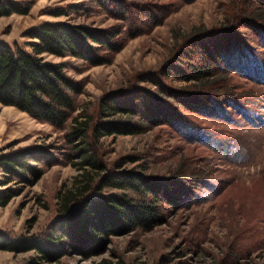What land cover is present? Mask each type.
<instances>
[{
	"label": "rangeland",
	"instance_id": "obj_1",
	"mask_svg": "<svg viewBox=\"0 0 264 264\" xmlns=\"http://www.w3.org/2000/svg\"><path fill=\"white\" fill-rule=\"evenodd\" d=\"M18 1L28 6L25 13L0 15V40L8 43L27 39L24 31L42 20L91 26L121 21L111 14L112 5L102 9L92 0ZM122 1L126 6L125 26L131 24L140 32L125 38L109 62L90 65L72 56L63 57L69 61L67 73L83 83L77 95L80 106L95 105L106 91L137 87L140 92L150 91L153 83L141 80L139 74L158 72L181 40L197 27H215L239 14H264V0ZM152 15L160 20L158 24H153ZM240 33L253 39L249 30ZM250 51L261 65L257 61L253 66L249 63L253 59H242V67L238 57L234 62H240L242 72L228 73L232 91L245 99V106H241L244 114L227 106L224 114L231 118L228 121L184 106L176 109L186 126L199 124L200 130L209 132L208 141L202 137L192 140L194 134L187 136L185 129L176 128L179 122L101 138L100 157L106 163L125 155L138 157L136 162L145 166V172L168 177L165 182L173 188H168L171 203H164L166 213L161 223L146 230L108 235L102 252L91 259L103 255L134 264H264V52L256 48ZM250 70L254 76L248 74ZM161 79L174 87L188 85L175 77ZM212 137L222 139L225 148H212L208 143ZM25 146L42 149L43 162L37 164L42 171L35 179L27 174L26 179L13 176L0 184V189L13 193L0 206V232L12 238L42 232L54 214V190L75 172L65 154L69 146L61 130L0 103V154ZM2 177L0 169V182ZM31 253L0 248V264H22ZM61 259L73 264L79 260L65 255Z\"/></svg>",
	"mask_w": 264,
	"mask_h": 264
},
{
	"label": "trees",
	"instance_id": "obj_2",
	"mask_svg": "<svg viewBox=\"0 0 264 264\" xmlns=\"http://www.w3.org/2000/svg\"><path fill=\"white\" fill-rule=\"evenodd\" d=\"M92 1L102 9L112 5L111 14L121 21L91 26L42 20L24 31L27 39L21 43L0 40V103L61 130L63 141L69 146L65 154L75 168L70 179L54 190V214L42 232L14 238L0 232V248L33 251L22 264H73L62 260L64 255L77 256L78 264H134L120 257H90L102 252L108 235L146 230L161 223L166 213L164 203H171L168 188L173 187L166 184L168 177L145 172V166L136 162L138 157L125 155L106 163L100 157L101 138L136 134L160 123L174 126L179 122L176 128L185 129L187 136L194 134L190 136L192 140H207L209 132L200 130L199 124L186 126L176 109L184 106L202 115L231 121L224 114L227 106L241 114V106H245L241 93L232 91L229 84V72H242L240 62L234 60L240 57L241 66L242 59H253L248 61L253 66L257 61L261 65L250 50L264 52V14H239L240 17L226 19L215 27H197L181 40L172 58L158 72L139 74L141 80L153 83L150 91L120 88L104 92L91 107L80 106L77 95L82 92L83 83L67 73L69 61L63 57L72 56L90 65L106 63L123 46L125 38L140 32L131 24L125 26L124 1ZM27 9L18 0H0V15L25 13ZM159 22L155 19L153 24ZM244 30H249L253 39L243 37L240 32ZM219 45H223L221 49ZM250 73L254 76L253 71L248 72L252 76ZM161 76L175 77L188 85L174 87L164 83ZM208 143L215 150L225 148V142L218 137L210 138ZM42 154L36 146L1 153L0 184L13 176L26 179L31 174L37 178L42 171L37 165L43 162ZM134 161L135 164L126 165ZM12 194L0 189V206ZM86 259L87 262H80Z\"/></svg>",
	"mask_w": 264,
	"mask_h": 264
}]
</instances>
